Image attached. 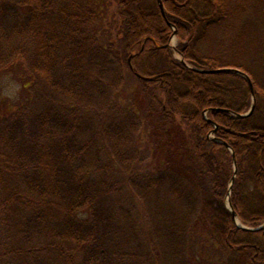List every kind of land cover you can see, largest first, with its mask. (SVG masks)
Returning <instances> with one entry per match:
<instances>
[{"label": "trees", "instance_id": "trees-1", "mask_svg": "<svg viewBox=\"0 0 264 264\" xmlns=\"http://www.w3.org/2000/svg\"><path fill=\"white\" fill-rule=\"evenodd\" d=\"M161 2L0 0V264H264V0Z\"/></svg>", "mask_w": 264, "mask_h": 264}, {"label": "water", "instance_id": "water-1", "mask_svg": "<svg viewBox=\"0 0 264 264\" xmlns=\"http://www.w3.org/2000/svg\"><path fill=\"white\" fill-rule=\"evenodd\" d=\"M158 4H159V7L161 9L162 14H164L163 5H162L161 0H158ZM175 33L176 32L174 30L173 34L170 37L169 45L173 49L175 57L180 59L184 64L187 65V63L182 58V54L176 49V46H175L176 44L174 42L176 40ZM128 61H130V57L128 58ZM202 71L208 72V73H216V72L228 71V72H234V73H237V74L243 76L245 78V80L247 81L248 85H249V89H250V93H251V105H250V108L246 112H243V113L233 112L231 110H229V112L231 113L232 116H235L237 118H242V117L248 116V115H250L252 113L253 108L255 106L254 90H253V84H252L251 78L245 71H243V70H241L239 68H235V67L212 68V69H204ZM228 148L231 150V148L229 146H228ZM233 167H234V174L231 177V180L229 182L228 191H227V194H226V207L230 210L231 216H232L235 224L238 227H241V228H244V229H250V230L259 229V228L263 227L264 224H261L260 226H257V227H249V226L243 225L240 222L239 218L237 217L235 211L232 209V205H231V201H230V197L229 196H230V190L232 188V183H233V180H234V176H235V173H236V164H235V158L234 157H233Z\"/></svg>", "mask_w": 264, "mask_h": 264}, {"label": "rangeland", "instance_id": "rangeland-1", "mask_svg": "<svg viewBox=\"0 0 264 264\" xmlns=\"http://www.w3.org/2000/svg\"><path fill=\"white\" fill-rule=\"evenodd\" d=\"M175 44L177 39L174 41ZM18 74L22 75V72ZM20 88V81L18 80L16 73L7 72L0 77V97H13Z\"/></svg>", "mask_w": 264, "mask_h": 264}]
</instances>
